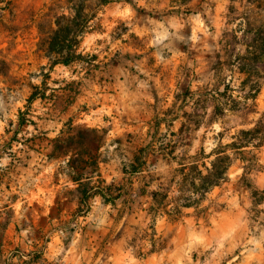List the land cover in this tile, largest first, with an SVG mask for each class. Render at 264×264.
<instances>
[{
    "label": "rangeland",
    "instance_id": "obj_1",
    "mask_svg": "<svg viewBox=\"0 0 264 264\" xmlns=\"http://www.w3.org/2000/svg\"><path fill=\"white\" fill-rule=\"evenodd\" d=\"M74 2L0 0V183L15 187L25 171L81 173L106 160L108 143L122 140L109 141L87 116L97 105V71L126 67L149 82L142 99L153 121L143 137L127 138H140L136 163H121L137 179H98L94 196L85 186L79 209L58 207L55 248L83 254L81 264H264V202L253 198L264 190V146L252 149L254 170L251 157L228 152L227 179L201 200L189 170L195 160L209 166L213 156L203 157L264 120V75L257 98L247 100L238 70L264 22V0H89L90 28L77 50L83 58L52 66L56 20ZM28 246L19 255L37 264L46 241Z\"/></svg>",
    "mask_w": 264,
    "mask_h": 264
},
{
    "label": "crops",
    "instance_id": "obj_2",
    "mask_svg": "<svg viewBox=\"0 0 264 264\" xmlns=\"http://www.w3.org/2000/svg\"><path fill=\"white\" fill-rule=\"evenodd\" d=\"M111 66V65H110ZM107 66L97 71L100 83L97 87L96 107L88 117L91 125L107 130L109 141L113 138L122 140L108 143L106 160L99 159L91 169L85 168L81 173L70 170H42L37 173L24 172L19 178V185L0 183V264H25L20 252H30L28 242L41 245L46 241V251L37 264H81L83 254H65L56 249V239L51 242V222H59L55 211L62 204H69L72 210L81 207V193L90 183L88 193H96L98 179L107 183H127L136 181V173L127 175L122 169V161L135 164V137L127 141L129 133L143 137L147 129H151V113L143 104V87L148 81L131 75L126 67ZM100 69V68H99ZM142 103H137V99ZM151 121V122H150ZM120 147L117 148L116 146ZM104 149V148H103ZM8 156V155H7ZM49 158V157H48ZM47 158V159H48ZM52 162H60L67 156L51 157ZM9 165L16 166L12 157ZM0 163H5L2 159ZM68 161V160H67ZM51 162V161H49ZM132 164V166H133ZM6 169V168H5ZM1 175V174H0ZM97 198V197H96ZM123 198V195L122 197ZM63 210V209H62ZM67 210V207L64 208ZM63 210V211H64ZM60 248V247H59Z\"/></svg>",
    "mask_w": 264,
    "mask_h": 264
},
{
    "label": "trees",
    "instance_id": "obj_3",
    "mask_svg": "<svg viewBox=\"0 0 264 264\" xmlns=\"http://www.w3.org/2000/svg\"><path fill=\"white\" fill-rule=\"evenodd\" d=\"M89 0H75L72 7L69 9V16L63 15L56 20V29L51 35L49 42V56H51L52 66L65 65L69 66L75 61L82 59L83 55L78 53L80 45V38L83 37L89 30V23L91 16L85 14L87 2ZM101 6H106L112 0H100ZM251 38V44L247 46L245 53L238 59V70L245 76L243 86H249V94L245 99L255 100L261 91L259 79L263 78L264 71H260L259 66H264V22L254 30ZM220 105H227L219 102ZM222 106V107H223ZM231 144L219 146L213 150L208 157L213 160L208 166L206 162L201 165L199 161L195 160L190 164L189 170L194 173V181L191 182L195 194L198 195L197 200H201L205 194L211 189L219 186L221 182L228 177L229 169L232 165V155L240 156L241 160L246 157H251L247 160L250 164L249 169L254 170L256 156L252 149H259L264 146V120L255 128L250 130H240L239 134L235 136ZM204 154V152H203ZM202 157V154L200 155ZM188 163H181V173L184 175V180H188L186 171L188 170ZM198 180V184H196ZM156 193L153 194L156 198ZM261 195L259 199H256ZM253 198L258 204L264 202V190L254 191ZM192 204H189L190 206Z\"/></svg>",
    "mask_w": 264,
    "mask_h": 264
}]
</instances>
